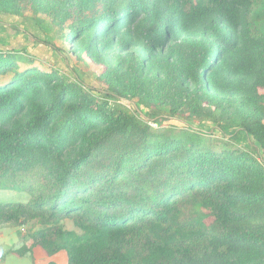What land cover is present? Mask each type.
I'll return each mask as SVG.
<instances>
[{
    "label": "trees",
    "instance_id": "1",
    "mask_svg": "<svg viewBox=\"0 0 264 264\" xmlns=\"http://www.w3.org/2000/svg\"><path fill=\"white\" fill-rule=\"evenodd\" d=\"M40 14L100 72L90 86L0 48V189L28 195L0 200V223L39 221L33 243L65 264H264V0H0ZM207 107L250 149L158 129Z\"/></svg>",
    "mask_w": 264,
    "mask_h": 264
},
{
    "label": "rangeland",
    "instance_id": "2",
    "mask_svg": "<svg viewBox=\"0 0 264 264\" xmlns=\"http://www.w3.org/2000/svg\"><path fill=\"white\" fill-rule=\"evenodd\" d=\"M37 18L38 22L34 24L30 19L26 18L18 19L0 16V48L17 47L19 50L23 49L24 51L32 52L43 58L42 60L38 59L39 61L36 60L34 62L35 65L58 71L60 69L63 76L67 79H73L74 75H77L86 84L96 86L95 80L100 72V64L84 55L77 57L70 54V47L62 45L60 27L45 15L40 14ZM28 32H30L31 36L27 35ZM37 38H45L48 42L50 41L56 47L61 48L63 54L36 41ZM19 56L24 58L22 52L19 53ZM121 103H123L121 104L123 106H120V108L124 112L143 123V118L135 111V107L132 104L127 101ZM142 109L145 110L144 108ZM163 111L164 113L166 112L165 110ZM206 112H209V118L205 117V115L201 116L202 118L188 120L182 117H159L158 124L162 128L158 129L165 131L172 138L186 137L191 142L200 141V143L204 139H208L209 141L215 140L218 144L226 143L229 146L236 145L247 150L250 149L246 137L242 133L236 132L234 128H230L227 135L216 129L215 124L217 122H229L235 125L234 117H227L225 114H220L218 110L209 107L206 108ZM145 123L154 128L157 124L152 121H146ZM259 154L264 160V152L260 151ZM27 198V194L18 189H12L10 186L0 189V200L25 202ZM62 223L66 230H77L69 220H63ZM40 227L39 221L34 219L21 220L17 223H0V264H48L49 262L65 264L67 256L64 250L50 255L43 247L33 243L31 235Z\"/></svg>",
    "mask_w": 264,
    "mask_h": 264
},
{
    "label": "built area",
    "instance_id": "3",
    "mask_svg": "<svg viewBox=\"0 0 264 264\" xmlns=\"http://www.w3.org/2000/svg\"><path fill=\"white\" fill-rule=\"evenodd\" d=\"M260 161V163L263 165V168H264V160H259Z\"/></svg>",
    "mask_w": 264,
    "mask_h": 264
},
{
    "label": "crops",
    "instance_id": "4",
    "mask_svg": "<svg viewBox=\"0 0 264 264\" xmlns=\"http://www.w3.org/2000/svg\"><path fill=\"white\" fill-rule=\"evenodd\" d=\"M17 48V47H16ZM18 49V48H17Z\"/></svg>",
    "mask_w": 264,
    "mask_h": 264
}]
</instances>
